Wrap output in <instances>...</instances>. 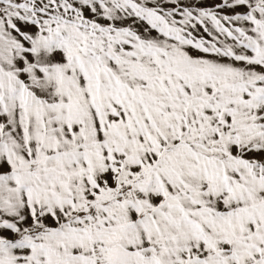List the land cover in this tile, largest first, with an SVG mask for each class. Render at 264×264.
Returning <instances> with one entry per match:
<instances>
[{
	"label": "snow or ice",
	"instance_id": "snow-or-ice-1",
	"mask_svg": "<svg viewBox=\"0 0 264 264\" xmlns=\"http://www.w3.org/2000/svg\"><path fill=\"white\" fill-rule=\"evenodd\" d=\"M0 264H264V0H0Z\"/></svg>",
	"mask_w": 264,
	"mask_h": 264
}]
</instances>
